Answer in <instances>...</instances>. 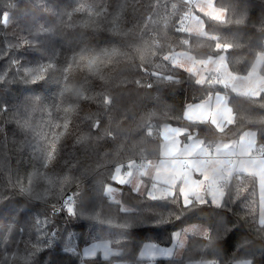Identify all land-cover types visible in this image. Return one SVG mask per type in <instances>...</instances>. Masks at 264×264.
I'll return each instance as SVG.
<instances>
[{"label":"trees","instance_id":"trees-1","mask_svg":"<svg viewBox=\"0 0 264 264\" xmlns=\"http://www.w3.org/2000/svg\"><path fill=\"white\" fill-rule=\"evenodd\" d=\"M215 5L225 20L197 12L206 35H196L179 28L183 0H0V264H149L144 244L170 246L191 224L209 231L153 264H264L256 176L235 174L218 206L184 205L179 186L154 199L147 185L136 192L114 179L118 166L159 160L163 124L209 147L248 130L264 146V93L244 96L211 76L199 84L166 57L225 52L230 71L250 72L264 54V0ZM217 92L228 95L233 124L184 117L189 102ZM69 195L71 212L58 208ZM102 240L116 253L85 260L83 248Z\"/></svg>","mask_w":264,"mask_h":264},{"label":"crops","instance_id":"crops-1","mask_svg":"<svg viewBox=\"0 0 264 264\" xmlns=\"http://www.w3.org/2000/svg\"><path fill=\"white\" fill-rule=\"evenodd\" d=\"M195 5L196 12L187 14L183 20V26L187 32L196 35H200V32H205L204 21L197 12H204L213 19L220 21L226 18V12L215 5V0H196ZM201 35H206V32ZM175 53L170 54L173 58V63H176L177 60ZM217 73L222 77L221 85L225 84L226 87H229L228 89L238 94L253 97H256L253 93L258 91L256 81L264 77V72L260 69L259 74L255 76L256 81L249 84V88L244 89L245 78H237L235 76L232 78V76L228 80L225 76L224 79V74L219 69L216 72H212L210 76L212 77ZM194 75L196 77L195 73ZM232 83H236L239 86L238 88L245 91H240L238 88L237 90ZM258 93L259 96L264 93L263 89L259 90ZM184 117L191 122L203 123L209 121L217 130H224L227 126L233 124L235 120L228 95L224 92L212 94L200 102H189L185 107ZM160 133L162 143L158 161H139V166L136 161L128 164V178L127 180L122 179L129 181L131 175L134 176L133 182L129 185L134 191L139 192L141 189L144 191L147 185L146 193L151 198L160 199L174 196L175 187L179 186L184 205L188 206L193 201H198L199 203L211 201L215 206H218L225 196L224 186L232 181L234 175L240 173L250 174L258 178L260 205L258 220L261 225H264V147L257 146V136L253 131L248 130L237 140H219L213 147L205 144L195 133H191L189 130L177 125L163 124ZM260 149L262 150L259 151ZM125 166L127 165L117 167L122 169V176ZM116 189V186L114 188L110 187L109 191L112 196L115 195L116 198H120V191L117 193ZM119 200L117 199L116 201ZM196 226L198 225L191 224L184 230L176 232L173 235L174 241L170 246H159L154 242H147L140 250L139 258L145 262L148 261L149 264H153V261L158 259L181 257L188 242V236L192 231L190 229L196 228L193 231L199 232L198 234L203 236L209 231L207 226L205 227L206 229ZM185 233H187L186 236ZM92 245L94 243H91L81 251V255L85 260L97 257L98 254L102 255L98 249L94 248L95 251L88 249ZM115 253L116 251L113 249L110 256L104 257H111ZM80 264L90 263L85 261ZM118 264L124 263L118 262ZM188 264L217 263L212 261H192V263ZM233 264L253 263L249 260H244Z\"/></svg>","mask_w":264,"mask_h":264},{"label":"rangeland","instance_id":"rangeland-1","mask_svg":"<svg viewBox=\"0 0 264 264\" xmlns=\"http://www.w3.org/2000/svg\"><path fill=\"white\" fill-rule=\"evenodd\" d=\"M195 2H196V0H195ZM195 2H194V5H195ZM195 11H196V5H195ZM188 14H191V13H188ZM181 28H182V30L185 31V28H184L183 25L181 26ZM200 33L203 34L205 32L203 31V32H200ZM174 55L177 58L176 63H174V64L176 66L180 67V68H183L185 70L190 71L193 74L195 73L196 77H197V82L199 84L204 83L208 79V77L210 76V74L212 72H216L217 69H219L220 72L222 74H224V79H225V76L227 77L228 80L232 76H233L232 78H234V76L237 77V78H245L244 79L245 83L243 84V88L244 89L249 88L248 85L253 83L254 81H256L255 76L257 74H259L261 66H262V63H263V60H264V56H263L264 54L261 53L260 55H258L259 57L257 58V60L254 63V65L251 67V69H250L251 73H248L246 75H239V74H237L235 72L230 71L229 66H228V57H227L225 52L221 53L219 55H216V57H210L208 59H202V60H198V59L194 58V56L192 54H190L189 52L184 53L183 51H177ZM166 57L168 59V57H171V55L168 54V55H166ZM217 83H220V84L222 83V77H221V81L217 82ZM222 85L224 87H226L225 84H222ZM232 85L234 87H236V89L239 87V86L236 85V83L235 84L232 83ZM256 86H257L258 91L262 90V89L264 91V77H261V79L259 78V80L256 81ZM234 87H233V89H234ZM226 88H229V87H226ZM238 89H240V88H238ZM240 91H245V90H241L240 89ZM258 91H255V93H253L254 96H256V97L259 96L258 95L259 94ZM122 173H123L122 169L121 168H117V170L115 172V175H114V179L116 181H118L119 185H130V183L133 182V180H134V176L131 175L130 180L129 181H125V180L122 179L123 178ZM116 190H117V193H119V191H120L119 188H117ZM139 192H143V189H141ZM112 198L115 201L117 199H120V198H116L115 195H113ZM62 203H63V201L59 203L58 208H61L60 205ZM67 211L71 212V209L69 208V209H67ZM197 225L198 226H196V227H204V228L206 227V226H204L202 224H197ZM187 230H189V229H187ZM190 230H192L191 234H196V232L193 231V230H196V228L195 229H190ZM186 232H188V231H186ZM186 234L187 233H185V236H186ZM94 248L98 249L99 251H101V254H102L101 256H106V257L110 256V253H112V251H113L110 242H108L106 240H102L100 242H94V245H92L88 249H91V250L95 251ZM98 255H100V254H98ZM83 262H85V261H82L81 263H83ZM124 264H126V263H124Z\"/></svg>","mask_w":264,"mask_h":264},{"label":"built area","instance_id":"built-area-1","mask_svg":"<svg viewBox=\"0 0 264 264\" xmlns=\"http://www.w3.org/2000/svg\"><path fill=\"white\" fill-rule=\"evenodd\" d=\"M183 1L188 3V9H189V11L187 12V14L188 13H193L195 11V5H194L195 0H183ZM187 14H185V16ZM185 16L182 18L181 23L179 24V28L180 29H182L181 26L183 25V20H184ZM168 59L170 61H173L172 56L171 57H168ZM220 81H221V76L218 73L217 74H214L212 76V82L213 83L216 84L217 82H220ZM261 150L262 149H260L259 151H261ZM136 164L138 166L140 165L138 162ZM128 168H129V166L127 165V166H125V169H124L123 179H125V180H127V178H128V175H127ZM73 204H74L73 196L69 195L68 198H66V200L63 201V203L60 205V207L62 209H69V208L71 209L72 206H73Z\"/></svg>","mask_w":264,"mask_h":264}]
</instances>
